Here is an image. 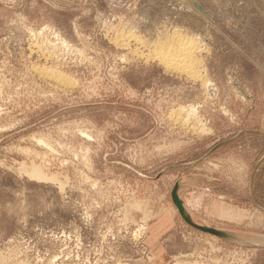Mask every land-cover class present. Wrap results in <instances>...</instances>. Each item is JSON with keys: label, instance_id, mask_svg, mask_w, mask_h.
<instances>
[{"label": "rangeland", "instance_id": "rangeland-1", "mask_svg": "<svg viewBox=\"0 0 264 264\" xmlns=\"http://www.w3.org/2000/svg\"><path fill=\"white\" fill-rule=\"evenodd\" d=\"M0 264H264V0H0Z\"/></svg>", "mask_w": 264, "mask_h": 264}, {"label": "bare ground", "instance_id": "bare-ground-1", "mask_svg": "<svg viewBox=\"0 0 264 264\" xmlns=\"http://www.w3.org/2000/svg\"><path fill=\"white\" fill-rule=\"evenodd\" d=\"M173 37V39L171 38V41L168 40L170 41L168 43H156L157 45L155 46V49L159 54V59L162 64L165 65L166 69L178 71L191 78L201 76V71H199L201 64L195 57L197 45L195 46L191 37H181L180 34H176V36L174 35Z\"/></svg>", "mask_w": 264, "mask_h": 264}, {"label": "water", "instance_id": "water-1", "mask_svg": "<svg viewBox=\"0 0 264 264\" xmlns=\"http://www.w3.org/2000/svg\"><path fill=\"white\" fill-rule=\"evenodd\" d=\"M171 200H172V203L174 204L175 208L177 209L180 217L189 226H191L192 228H194L196 230H199L201 232L213 234V235H216V236H221L222 235L221 232L219 230L215 229V228L202 226V225H197L191 220L190 216L186 212V209L184 207L183 201L181 200V198L178 195V184L177 183L172 188Z\"/></svg>", "mask_w": 264, "mask_h": 264}]
</instances>
